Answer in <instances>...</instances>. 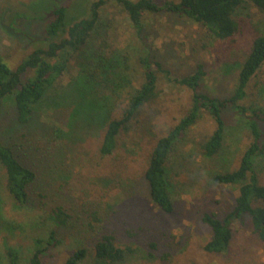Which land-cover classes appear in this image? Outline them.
Instances as JSON below:
<instances>
[{
    "label": "rangeland",
    "instance_id": "obj_1",
    "mask_svg": "<svg viewBox=\"0 0 264 264\" xmlns=\"http://www.w3.org/2000/svg\"><path fill=\"white\" fill-rule=\"evenodd\" d=\"M94 1L0 0V19L4 10L49 12L57 3L69 7V16L85 18ZM154 1L163 5L172 0ZM33 3L36 4L30 7ZM102 11V17L111 24L109 38L120 51L129 54L132 79L126 89H116V99L107 101L112 117H120L128 93L144 80L137 63L142 48L152 61L161 63L172 78L180 79L202 66L205 72L202 91L210 96L225 98L234 90L238 64L249 48V37L236 38L234 42H215L204 27L185 17L163 12L145 16L144 32L139 38L126 13L115 2L109 0ZM47 22L48 18L19 19L9 30L0 27V56L10 67L15 68L38 45L35 42L44 36ZM5 23L10 24L8 19ZM75 75V68L66 73L56 88L58 95H53L59 96ZM158 88L159 100L145 109L140 124L121 139L120 147L110 157L99 154L101 127L68 123L70 110H64L67 104L63 97H54L51 103L42 104L41 111H37L28 127L15 124L12 101H5L0 110V142L15 141L23 131L33 137L53 124L60 128L65 126L67 135L61 136L66 150L65 173L48 172L49 169L42 165L40 170L48 172L43 186L54 185L55 194L59 196L57 200L62 197L69 200L67 203L73 202L72 207L77 211L87 205L90 210L87 212L93 213L96 220L90 218L92 230L78 224L68 229L55 226L48 220L47 207L43 205L52 196L42 188L46 198L37 197L27 207L18 208L3 191L4 179L0 171V264L5 260L7 247L18 250L25 260L35 240H46L51 231L56 232L59 243L49 247L42 256V264H64L82 247L87 249L88 255L79 264H107L91 256L94 239L102 234L112 235L116 245L131 249L126 259L117 264H264V244L252 234L248 225L238 222L232 225L233 239L227 252L210 254L204 250L211 230L202 222V216L209 213L222 218L233 209L238 196L237 186L216 185L212 176L215 172L234 170L241 153L251 143L249 131L239 122L235 111L224 113L226 139L218 158L205 159L196 147L197 141L215 130V123L207 113L175 149L171 158L174 212L166 214L150 201L143 176L149 155L157 139L188 111L192 96L189 89L169 83L163 77ZM244 103L264 109V65L251 81ZM151 114L153 117L149 119ZM261 129L264 143V124ZM40 143L44 142L40 140ZM257 173L264 184V154L258 159ZM51 203L55 201H49V207Z\"/></svg>",
    "mask_w": 264,
    "mask_h": 264
},
{
    "label": "trees",
    "instance_id": "obj_2",
    "mask_svg": "<svg viewBox=\"0 0 264 264\" xmlns=\"http://www.w3.org/2000/svg\"><path fill=\"white\" fill-rule=\"evenodd\" d=\"M108 1L96 0L91 3L85 18L69 16V7L58 3L49 12L3 11L0 27L5 30L12 28L19 19L48 18V22L44 36L35 42L38 45L15 68L10 67L0 56V110L5 101L11 100L16 113L15 124L28 127L42 104L54 101V97H63L67 104L64 110H70L67 112L68 123L101 127L103 135L99 154L110 157L120 147L121 139L140 124L145 109L159 100L161 77L169 83L189 89L192 92L190 108L157 139L143 174L150 201L166 214L174 212L171 158L185 134L207 113L215 123V130L197 141L196 147L205 159H216L225 145L227 127L224 113L235 111L239 122L249 131L251 143L241 153L234 170L215 172L212 176V182L216 185L237 186L238 196L233 209L222 218L209 213L202 216V222L211 230L204 250L210 254L227 252L233 239L232 225L236 222L248 225L252 234L264 244V184L257 173L258 159L264 154L261 129L264 109L244 103L251 81L264 65V0H172L163 5L154 0H110L126 13L139 38L144 32L145 16L163 12L185 17L204 27L215 42H234L236 38L249 37V48L238 64L234 90L225 98L210 96L202 91L205 77L202 66L190 75L172 78L171 73L158 61H152L150 54L142 48L137 63L143 71L144 80L137 89L128 93L120 117H112L107 101L116 99V89H126L132 79L128 67L129 54L113 44L108 34L111 24L102 17V10ZM7 19L9 26L5 23ZM73 68L76 75L62 88L63 92L59 96H54V93L58 95L56 88L63 76ZM152 117L151 114L149 119ZM64 128L53 124L33 137L23 131L15 141L0 142L3 191L15 206L24 208L37 197H45L42 188L52 196L49 201H55L50 207L49 201L42 202L47 207V218L51 223L63 229L78 224L92 230L90 218H96L93 213H88L90 210H87V205L77 211L72 207L73 202L67 203L69 200L62 197L57 200L59 196L55 194L54 185L43 186L47 182L45 177H48V172L65 173L63 159L66 150L61 137L67 135ZM40 140L44 143L41 144ZM42 165L49 169L47 173L40 170ZM34 243V248L25 260L20 257L18 250L7 247L3 264H42V256L59 241L56 232L51 231L46 240L36 239ZM130 252L129 247L116 245L112 235L102 234L94 239L91 256L99 262L117 264L123 262ZM87 255V249L82 247L64 264H79Z\"/></svg>",
    "mask_w": 264,
    "mask_h": 264
}]
</instances>
